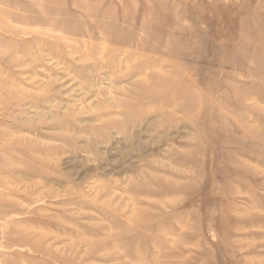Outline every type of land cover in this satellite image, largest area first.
I'll return each instance as SVG.
<instances>
[{
	"label": "rangeland",
	"instance_id": "1",
	"mask_svg": "<svg viewBox=\"0 0 264 264\" xmlns=\"http://www.w3.org/2000/svg\"><path fill=\"white\" fill-rule=\"evenodd\" d=\"M0 264H264V0H0Z\"/></svg>",
	"mask_w": 264,
	"mask_h": 264
}]
</instances>
